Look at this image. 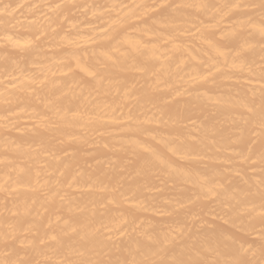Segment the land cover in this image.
Wrapping results in <instances>:
<instances>
[{
    "label": "bare ground",
    "instance_id": "6f19581e",
    "mask_svg": "<svg viewBox=\"0 0 264 264\" xmlns=\"http://www.w3.org/2000/svg\"><path fill=\"white\" fill-rule=\"evenodd\" d=\"M264 0H0V264H264Z\"/></svg>",
    "mask_w": 264,
    "mask_h": 264
},
{
    "label": "snow or ice",
    "instance_id": "6c2138e0",
    "mask_svg": "<svg viewBox=\"0 0 264 264\" xmlns=\"http://www.w3.org/2000/svg\"><path fill=\"white\" fill-rule=\"evenodd\" d=\"M261 127L264 128V117H262V120H261Z\"/></svg>",
    "mask_w": 264,
    "mask_h": 264
}]
</instances>
